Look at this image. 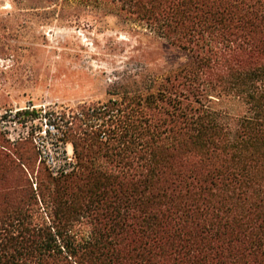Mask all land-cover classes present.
<instances>
[{
    "label": "trees",
    "instance_id": "obj_1",
    "mask_svg": "<svg viewBox=\"0 0 264 264\" xmlns=\"http://www.w3.org/2000/svg\"><path fill=\"white\" fill-rule=\"evenodd\" d=\"M102 1L184 61L49 113L77 164L36 190L0 143V264H264V0Z\"/></svg>",
    "mask_w": 264,
    "mask_h": 264
},
{
    "label": "rangeland",
    "instance_id": "obj_2",
    "mask_svg": "<svg viewBox=\"0 0 264 264\" xmlns=\"http://www.w3.org/2000/svg\"><path fill=\"white\" fill-rule=\"evenodd\" d=\"M183 61L112 1L0 0V143L27 142L36 190L39 170L69 172L77 164L49 113L107 105L116 88Z\"/></svg>",
    "mask_w": 264,
    "mask_h": 264
},
{
    "label": "built area",
    "instance_id": "obj_3",
    "mask_svg": "<svg viewBox=\"0 0 264 264\" xmlns=\"http://www.w3.org/2000/svg\"><path fill=\"white\" fill-rule=\"evenodd\" d=\"M54 174H55V175L58 174V171H57V172H54Z\"/></svg>",
    "mask_w": 264,
    "mask_h": 264
}]
</instances>
